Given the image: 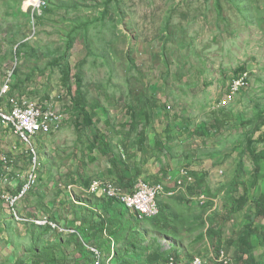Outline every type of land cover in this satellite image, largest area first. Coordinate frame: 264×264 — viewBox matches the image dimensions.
I'll use <instances>...</instances> for the list:
<instances>
[{
    "label": "rangeland",
    "instance_id": "obj_1",
    "mask_svg": "<svg viewBox=\"0 0 264 264\" xmlns=\"http://www.w3.org/2000/svg\"><path fill=\"white\" fill-rule=\"evenodd\" d=\"M35 1L0 0V93L7 84L63 119L35 139L46 181L14 207L0 194V264H91V246L110 264L172 255L245 264L240 237L251 221L250 255L264 264V0H49L41 10ZM5 129L0 191L31 163ZM121 175L174 193L158 197L160 214L139 218L86 191ZM43 215L82 225L68 234L36 224Z\"/></svg>",
    "mask_w": 264,
    "mask_h": 264
},
{
    "label": "built area",
    "instance_id": "obj_2",
    "mask_svg": "<svg viewBox=\"0 0 264 264\" xmlns=\"http://www.w3.org/2000/svg\"><path fill=\"white\" fill-rule=\"evenodd\" d=\"M48 3L49 0H38L34 7L41 10L46 8ZM247 72L244 71L242 76L234 80L230 88L232 94L237 93L241 87L245 86L248 79ZM9 88L10 86L6 84L5 89L0 93V123L4 128H10L18 139V146H23V153L28 154L31 158L29 169L23 173L17 172V176L22 180L20 190L16 194L9 192L3 194V199L14 207L21 198L36 188L41 181L39 174L42 169V160L35 142L36 137L40 134L49 135L60 130L63 115L53 104H42L38 100L26 96H11ZM18 146H15V149H18ZM4 159L7 161L6 156ZM153 183L140 180L137 185L125 187L112 178L98 177L91 180L86 191L98 197L120 201L139 218H144L152 217L159 213L158 197L160 195H172L174 193L172 190L166 191L163 183ZM201 195L199 202L205 203L207 197L205 194ZM35 222L40 226L50 225L62 232L66 230L68 234L78 233L77 227L59 226L50 215L37 217ZM77 225L80 226V223H77ZM90 248L94 254V264H110V258L105 257L101 249L96 246H91ZM221 253L225 260L232 259L229 255L225 257L223 250ZM168 264H175V256L169 257ZM190 264L205 263H203V259L200 256H194Z\"/></svg>",
    "mask_w": 264,
    "mask_h": 264
},
{
    "label": "trees",
    "instance_id": "obj_3",
    "mask_svg": "<svg viewBox=\"0 0 264 264\" xmlns=\"http://www.w3.org/2000/svg\"><path fill=\"white\" fill-rule=\"evenodd\" d=\"M67 77L65 76L64 77V83H66V84H68V79H66ZM86 110H85V107H82L81 109H80V112L83 114L84 112H85ZM81 114V115H82ZM259 156V159L261 160L262 159V155H258ZM256 165V167H259L260 166V162L258 163H256L255 164ZM11 166H15V165H11ZM118 178L120 179V181H121V184L123 185V186H125V187H127V186H132V185H130V184H132L131 183V181L130 182H127V180L126 179H124V177L121 175V176H118ZM115 200V199H114ZM117 201V200H116ZM119 203H121L122 205H123V203L122 202H120L119 201ZM159 206H160V212H161V209L164 207V204L159 200ZM262 206H264V205H262ZM261 210H262V208L261 207H258V209H257V213H260L261 212ZM263 210H264V208H263ZM262 210V211H263ZM122 213H123V208H122ZM160 214V213H159ZM145 219H150V218H145ZM252 222L253 221H251V222H249L250 224H249V226H247V232H245V233H243L242 235H241V237H240V243H241V247H242V255L241 256H239V258H240V261H242V259H244L245 261H244V263L245 264H260L258 261L256 262L255 260H254V258L253 257H251V255H250V248H252V245H253V241H251V238L253 237V233H255V229H254V227H253V225H252ZM245 256H247L246 258H245ZM256 259V258H255ZM181 262V259L179 258V256L177 255H175V264H181L180 263ZM91 264H94V259H93V255H92V258H91Z\"/></svg>",
    "mask_w": 264,
    "mask_h": 264
},
{
    "label": "crops",
    "instance_id": "obj_4",
    "mask_svg": "<svg viewBox=\"0 0 264 264\" xmlns=\"http://www.w3.org/2000/svg\"><path fill=\"white\" fill-rule=\"evenodd\" d=\"M1 125V124H0ZM3 127V126H2ZM4 128V127H3ZM5 129V128H4ZM6 130V129H5ZM4 130V131H5ZM7 132H9V133H11L10 131H8V130H6ZM5 131V133H7ZM20 147V149H23L22 148V146L20 145L19 146ZM19 153V155H18V157H23V155H25L24 153H23V155H20V153L21 152H18ZM18 160H20V158H18ZM22 163V162H21ZM23 163H26V161H23ZM3 176H5V174H3L2 173V177ZM46 176L47 175H44V178H42L41 179V181L40 182H45L46 181ZM8 179H10V180H8L7 179V182H8V184H3V186H2V191H0V194H1V192H4V191H9L10 193H16V191H17V187L19 186L18 184H20V183H22V180L20 179V178H17L16 177V173L15 172H13V173H10L8 176ZM114 178H116L117 180H120L118 177H114ZM2 181V180H1ZM2 183H4L3 181H2ZM89 186V185H88ZM82 187V186H81ZM35 190V189H34ZM36 190H37V188H36ZM70 195H71V192H70ZM0 197H1V195H0ZM98 198H100V197H98ZM5 203L3 202V201H1V203H0V212H1V214L2 213H4L5 212ZM7 207V206H6ZM7 211V210H6ZM0 214V216H2ZM4 219H5V217H4ZM4 219L3 218H1L0 219V240L1 239H7V237H6V234H5V230L6 229H8L7 227H4V225L3 224H5L4 223ZM3 221V222H2ZM77 223H80V226L82 225V221L81 220H79L78 218H76V219H71V220H68V221H66V225H68L69 227H74V226H76L77 225ZM5 225H7V224H5ZM80 226H78V227H80ZM6 237V238H5ZM0 243H1V241H0Z\"/></svg>",
    "mask_w": 264,
    "mask_h": 264
}]
</instances>
